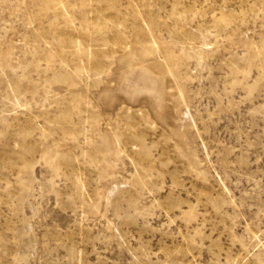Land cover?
<instances>
[{"label":"rangeland","instance_id":"1","mask_svg":"<svg viewBox=\"0 0 264 264\" xmlns=\"http://www.w3.org/2000/svg\"><path fill=\"white\" fill-rule=\"evenodd\" d=\"M0 264H264V0H0Z\"/></svg>","mask_w":264,"mask_h":264}]
</instances>
